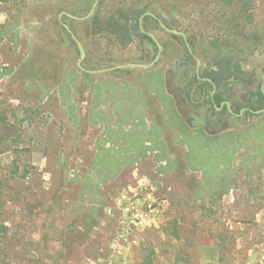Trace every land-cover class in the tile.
I'll return each instance as SVG.
<instances>
[{
    "label": "rangeland",
    "instance_id": "rangeland-1",
    "mask_svg": "<svg viewBox=\"0 0 264 264\" xmlns=\"http://www.w3.org/2000/svg\"><path fill=\"white\" fill-rule=\"evenodd\" d=\"M95 1H0V262L264 264V155L252 128L264 114L219 113L220 123L208 124L209 104L183 102L175 86L185 40L152 20L145 24L164 51L150 69L88 73L62 28L85 46L87 69L150 63L157 49L148 38L125 49L96 32L93 18L134 24L147 5L190 37L203 73L214 69V40L241 49L256 89L264 83V0H255L254 21L239 37L224 23L233 9L218 0H100L88 19L60 17L86 16ZM247 90L233 84L230 100L244 103ZM185 127L200 147L190 155ZM226 132L246 138L235 158L207 147L206 136ZM224 146L235 147L227 138ZM207 157L230 191L219 194L205 177Z\"/></svg>",
    "mask_w": 264,
    "mask_h": 264
},
{
    "label": "trees",
    "instance_id": "trees-1",
    "mask_svg": "<svg viewBox=\"0 0 264 264\" xmlns=\"http://www.w3.org/2000/svg\"><path fill=\"white\" fill-rule=\"evenodd\" d=\"M1 2H8L10 0H0ZM220 4L231 7L233 9V13L228 15L227 18H225V24L228 25L230 30H234L232 34H234L235 37H239L240 35H247V27L246 24L254 21V9H255V0H218ZM153 12L156 14L159 18H161L168 26L173 27L165 18L161 17V14L156 11L155 8H149L144 6L143 8L139 9V18L138 20L133 24L127 23H121L118 22L114 17L110 18L102 24L103 22L97 21V14L93 17L95 20V24L98 29H94L96 32H99L101 34H108L111 36H114L119 44L123 48H128L131 44L134 43L136 37H146L148 38L152 43H154V40L149 35L143 33L140 28V18L141 16H144V28L146 30H150L149 27L145 24V22H148L149 20H152L156 23V28H162L159 19L155 18L154 16L150 14H146L147 12ZM92 18V19H93ZM243 19L244 21H242ZM99 22V23H98ZM62 28L64 31L68 32L64 25H62ZM174 28V27H173ZM234 28V29H232ZM235 32V33H234ZM71 37V35H70ZM72 38V37H71ZM191 45H193V42L190 40ZM213 48H214V66L209 72L204 73L205 76L211 78L220 88L214 97L211 95L205 99L207 102L211 104L210 110L214 113H219L218 107L221 106L222 101H224L226 98L225 95L228 94V86L233 85V81H243L246 84H248L249 88L247 90L246 100L244 103L239 102H233L232 103V109L236 113H240L242 108L248 107L250 108L248 113L251 116H260L263 115L262 113H256V110H262L264 109V90H263V84H259L256 89L251 88L249 80L245 77V72L243 69V62H242V50L238 49L234 45H231L230 43H227L226 41H213ZM195 53V51H194ZM188 57L193 58L192 53L188 52ZM196 54V53H195ZM155 55V54H154ZM2 76V71H0V77ZM201 87L204 90H208L209 87H213L211 83L208 81H203L201 84ZM207 93H209L207 91ZM183 100L186 103H191L192 98L190 95V92H186L183 96ZM216 104V105H215ZM221 113H229L228 107L225 105ZM243 116H240L239 119H242ZM211 121L210 119H208ZM252 128L255 129V139H256V149H258L259 154L262 156L264 155V115L257 121V123L252 124ZM187 128H184V138L187 144L190 146V154H193L194 151L200 150L197 137H193L192 135H189V132H187ZM237 133H231L226 132L224 135L220 134L218 137H207L206 140L208 141L207 147L211 148L209 152L213 151L214 153H220V154H229L233 155L235 158L236 151L240 149L241 146H244L245 143H243L246 138L243 135L237 134ZM202 135V134H201ZM200 137V136H199ZM243 137L245 140H242ZM226 138L228 140L232 141V144L235 145V147H232L231 149H228L229 146H224ZM197 139V140H196ZM220 140V141H218ZM197 141V142H196ZM210 144H220L218 147L213 148ZM197 145V146H196ZM196 146V148L194 147ZM226 147V150L224 149ZM226 154V155H227ZM215 155V154H214ZM217 156V155H216ZM221 156V155H220ZM214 158V156L212 157ZM215 159V158H214ZM204 164V165H203ZM202 166L206 169L205 177L215 185V191H218L219 194L226 193L230 191L232 188V184L230 181H228L229 177H227L226 174H217V169H211V166H214V161L210 160L209 157H207L206 162H204ZM231 165L233 163L231 162ZM7 231V227L3 224L0 225V243H2L3 234ZM0 264H3L0 262Z\"/></svg>",
    "mask_w": 264,
    "mask_h": 264
},
{
    "label": "flooded vegetation",
    "instance_id": "flooded-vegetation-1",
    "mask_svg": "<svg viewBox=\"0 0 264 264\" xmlns=\"http://www.w3.org/2000/svg\"><path fill=\"white\" fill-rule=\"evenodd\" d=\"M145 29V28H144ZM67 30V29H66ZM73 30V29H72ZM146 30V29H145ZM68 31V30H67ZM74 31V30H73ZM142 31V29H141ZM69 32V31H68ZM143 32V31H142ZM147 32H151L150 30H146V32H143L145 34L148 35ZM75 33V31H74ZM71 35V33H69ZM76 34V33H75ZM172 34V33H171ZM174 35V34H172ZM187 35V34H186ZM176 36H180L182 37L184 40H185V45H186V48L188 49V52L192 53L193 55V58H190L188 57L187 55V58L186 59H183L182 61H180V66H179V69H178V72L175 76V86L181 91L182 93V100H183V96L186 92H190V95H191V98H192V102L193 105H198L197 107L201 108L202 107V103L203 102H207L205 99H207L210 95L212 97H214V95L216 94V92L220 89L218 87V85L209 77L205 76L203 71H202V66H201V62L199 64L198 60H197V56L196 54L193 52L190 51L188 45H187V42L190 43L189 41V38L187 36V40L182 36V35H176ZM72 37V35H71ZM73 38V37H72ZM74 39V38H73ZM76 42V41H75ZM162 43V42H161ZM155 46H156V53L153 57V60L156 58L157 54H158V45L157 43L154 41L153 43ZM163 44V43H162ZM78 45V44H77ZM191 45V44H190ZM163 51H164V45H163ZM163 53V52H162ZM162 55V54H161ZM161 58V57H160ZM152 60V61H153ZM160 60V59H159ZM192 61H195L196 65L194 66L192 64ZM158 62V61H157ZM131 63H137V62H131ZM151 63V62H150ZM122 64H127V63H122ZM157 63H155L153 66H155ZM120 65V64H118ZM114 66H117V65H114ZM152 66V67H153ZM113 67V66H111ZM150 67V68H152ZM126 68H130V67H124V68H116L114 70H110V71H115V70H118V69H126ZM141 68V67H139ZM150 68H146V69H150ZM90 70H94V69H90ZM87 72V71H86ZM106 72H109V71H106ZM186 72V73H185ZM90 73V72H88ZM161 75V74H160ZM165 81H166V84L168 83V79H167V75H165ZM180 80H183V81H180ZM203 81H208L209 83H211L213 85L212 87V92L210 93H207V91L209 90H204L202 89L201 87V84ZM235 81H238V80H235ZM235 81H233V84H237L235 83ZM243 82V81H242ZM245 83V82H244ZM241 84V83H239ZM246 84V83H245ZM243 85V84H242ZM247 89L249 88L248 84L244 85ZM232 85L231 86H228V94L225 95L227 99H225L224 101H222V104L220 107H218V111L219 113H221V111L223 110L224 106L226 105L228 107V111L229 113H232L233 115L237 116V117H240V116H243L245 113H248L249 109L248 107H244L242 108L241 112L240 113H236L233 111H230L229 109V106L227 104V102H230L231 104V108H232V103L233 101L230 100V89H231ZM263 89H264V83H263ZM199 91L201 93V99L199 101H195L194 100V94ZM209 92V91H208ZM209 95V96H208ZM183 102H185L183 100ZM201 103L200 105L198 103ZM196 103V104H195ZM209 104V112H208V119H210L211 121L208 120V124L210 122H213L214 124H218L220 123V120L217 119V114L219 113H214L213 111L210 110V106L211 104L209 102H207ZM216 105V104H215ZM258 111V110H256ZM255 111V112H256Z\"/></svg>",
    "mask_w": 264,
    "mask_h": 264
},
{
    "label": "water",
    "instance_id": "water-1",
    "mask_svg": "<svg viewBox=\"0 0 264 264\" xmlns=\"http://www.w3.org/2000/svg\"><path fill=\"white\" fill-rule=\"evenodd\" d=\"M99 2H100V0H96V1L94 2L93 7H92L90 13H89L88 15H86V16L79 17V16L73 15V14L67 12V11H63V12L60 14V17H61V15L66 14V15H68L69 17H71V18H73V19H77V20H85V19H88V18H90V17L94 14V12H95V10H96V8H97ZM146 14H150V15L154 16L155 18L159 19L161 26H162L167 32L172 33V34H174V35H182V36L187 40V35H186V33H185L184 31L179 30V29H175V28H172V27L168 26V25H167V24H166L161 18H159V17H158L156 14H154L153 12H150V11H149V12H147ZM144 16H145V14H144L143 16H141V18H140V28L142 29L143 32H146V30L144 29V25H143V18H144ZM63 25H64V27L69 31V33H71L72 37L74 38V40H75L76 43L78 44V47H79V50H80V59H79V61H78V66H79L81 69H83L84 71H87V72H90V73L106 72V71L114 70V69H116V68H124V67H141V68H150V67H152L155 63H157V61H159V59H160V57H161V54H162V52H163V44L161 43V41L157 38V36H156L153 32H147L148 35H149L150 37H152L153 40L157 43V45H158V49H159L156 58H155L151 63H127V64H120V65L113 66V67H107V68H101V69L90 70V69H87V68H85V67L83 66V62H84V60H85V58H86V56H87V51H86L85 46L83 45V43L81 42V40L78 38V36L74 33V31L71 29V27H70L67 23L63 22ZM187 45H188L190 51L193 52V49H192V47H191V45H190L189 42H187ZM197 60H198V62H199V64H200V62H201L200 59L197 58ZM235 83H241V84H243V85H246V84H245L244 82H242V81H235ZM263 90H264V89H263ZM227 104H228V106H229L230 111H233L232 108H231V104H230V102H227ZM262 112H264V109L256 111V113H262Z\"/></svg>",
    "mask_w": 264,
    "mask_h": 264
},
{
    "label": "crops",
    "instance_id": "crops-1",
    "mask_svg": "<svg viewBox=\"0 0 264 264\" xmlns=\"http://www.w3.org/2000/svg\"><path fill=\"white\" fill-rule=\"evenodd\" d=\"M144 106H145V105H144ZM144 106H143V107H144Z\"/></svg>",
    "mask_w": 264,
    "mask_h": 264
}]
</instances>
